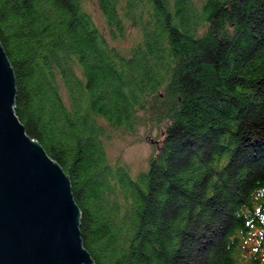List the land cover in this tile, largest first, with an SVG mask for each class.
Returning <instances> with one entry per match:
<instances>
[{
    "label": "trees",
    "instance_id": "1",
    "mask_svg": "<svg viewBox=\"0 0 264 264\" xmlns=\"http://www.w3.org/2000/svg\"><path fill=\"white\" fill-rule=\"evenodd\" d=\"M0 42L95 264H264V0H0Z\"/></svg>",
    "mask_w": 264,
    "mask_h": 264
},
{
    "label": "water",
    "instance_id": "2",
    "mask_svg": "<svg viewBox=\"0 0 264 264\" xmlns=\"http://www.w3.org/2000/svg\"><path fill=\"white\" fill-rule=\"evenodd\" d=\"M15 96L0 42V264H95L82 242L69 174L27 134Z\"/></svg>",
    "mask_w": 264,
    "mask_h": 264
},
{
    "label": "rangeland",
    "instance_id": "3",
    "mask_svg": "<svg viewBox=\"0 0 264 264\" xmlns=\"http://www.w3.org/2000/svg\"><path fill=\"white\" fill-rule=\"evenodd\" d=\"M131 32H133V30ZM135 36H137L135 32L130 34L128 39L123 42V45H131ZM141 132L144 137L139 140H135L133 137H128L126 139H118L115 143L117 151L123 150L124 158L131 163L135 172L147 166V158L154 150L153 142L145 138L144 130ZM149 134L154 137H159V132L157 129H154ZM161 139L162 138H159L160 141Z\"/></svg>",
    "mask_w": 264,
    "mask_h": 264
}]
</instances>
